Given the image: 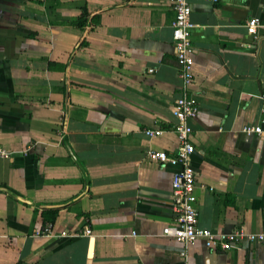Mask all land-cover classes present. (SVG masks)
<instances>
[{
    "label": "crops",
    "instance_id": "crops-1",
    "mask_svg": "<svg viewBox=\"0 0 264 264\" xmlns=\"http://www.w3.org/2000/svg\"><path fill=\"white\" fill-rule=\"evenodd\" d=\"M84 5L104 9L79 43ZM174 14L169 0H0V186L29 200L0 189V264H264L258 242L162 232L179 164L147 149L178 143ZM251 16L264 19V0H192L190 159L198 224L214 230L264 227V135L242 130L264 127V24L252 34ZM76 195L44 220L40 204Z\"/></svg>",
    "mask_w": 264,
    "mask_h": 264
},
{
    "label": "built area",
    "instance_id": "built-area-1",
    "mask_svg": "<svg viewBox=\"0 0 264 264\" xmlns=\"http://www.w3.org/2000/svg\"><path fill=\"white\" fill-rule=\"evenodd\" d=\"M175 11L171 23L172 38L175 45L176 66L179 76L178 92L175 95L171 111L175 121L171 125L177 137L175 151L168 152L165 149L148 148L147 154L160 163L179 164L171 177V202L172 222L162 228V232L181 240L184 244L196 238H202L208 247H220L229 249L231 246L243 241L258 242L264 244V227L258 230H247L237 226L231 230H214L198 224V199L195 193L197 182V170L191 163V153L195 146L190 140L192 119L197 111L198 104L193 97L191 84L193 82V45L191 41V28L194 25L190 18L192 0H169ZM217 1V0H211ZM264 24V19L258 16L248 18L246 25L252 34H256L258 26ZM149 71L153 67L148 68ZM264 97V92L262 93ZM242 130L249 133L264 135V127L260 123L246 124ZM163 131L162 127H148L145 132L149 135H157ZM1 154L7 152L1 150ZM51 224L45 227V232ZM82 234L90 235L91 227L85 226Z\"/></svg>",
    "mask_w": 264,
    "mask_h": 264
},
{
    "label": "trees",
    "instance_id": "trees-1",
    "mask_svg": "<svg viewBox=\"0 0 264 264\" xmlns=\"http://www.w3.org/2000/svg\"><path fill=\"white\" fill-rule=\"evenodd\" d=\"M103 9L104 8L100 7L95 10H89L88 7L84 5L81 7L80 13L70 20L71 23L79 27H82L84 29L82 38L78 41L79 43L85 42V36H86L88 29H90V27H92L93 24L98 22L99 14ZM35 206L38 208V204H36ZM56 212H57V208H42L41 209V213L44 217V220L53 221L55 218Z\"/></svg>",
    "mask_w": 264,
    "mask_h": 264
},
{
    "label": "water",
    "instance_id": "water-1",
    "mask_svg": "<svg viewBox=\"0 0 264 264\" xmlns=\"http://www.w3.org/2000/svg\"><path fill=\"white\" fill-rule=\"evenodd\" d=\"M0 189L2 190H5L7 191L8 193H10L12 196L20 199V200H23V201H26V202H29L28 199H26L25 197H23L22 195L18 194L17 192H15L14 190L6 187V186H0ZM86 190V188H85ZM78 198V195L68 199V200H65L63 202H59V203H51V204H40V207H47V208H52V207H62V206H65L67 204H69L70 202L74 201L75 199Z\"/></svg>",
    "mask_w": 264,
    "mask_h": 264
}]
</instances>
